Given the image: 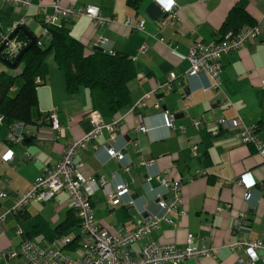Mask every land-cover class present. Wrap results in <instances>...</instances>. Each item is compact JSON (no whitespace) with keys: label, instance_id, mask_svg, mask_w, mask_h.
I'll return each mask as SVG.
<instances>
[{"label":"crops","instance_id":"0c3cea01","mask_svg":"<svg viewBox=\"0 0 264 264\" xmlns=\"http://www.w3.org/2000/svg\"><path fill=\"white\" fill-rule=\"evenodd\" d=\"M56 1L73 10L99 7L111 22L97 26L88 17H77L71 20V36L85 46L88 54L96 52L97 39L106 37L111 51L129 56L135 69V77L129 83L131 107L114 118L118 121L116 139L111 141L110 132L105 130L75 159L84 164L86 177L112 186L122 182L129 189L130 194L117 207L108 205L102 191L95 192L91 200L98 225L118 235L122 230H132L138 219L150 221L165 217L159 198H170V193L155 179L170 171V180L181 190L182 213L171 217V223L161 222L157 230L132 245L130 250L137 252L150 241L184 249L191 237L195 247L216 246L221 248V254L216 261L201 258L187 264L248 262L246 250L232 253L227 245L240 240L264 242V159L254 145L244 144L234 130L215 137L207 128L194 127L193 120L206 124L216 119L240 118L244 126L255 129L259 143L264 145V0H244L261 36L239 51L222 56L220 91L209 89L211 83L204 74L186 78L191 68L187 56L194 43L212 46L221 40L219 30L230 10L241 0H144L138 12L127 6L126 0H31L32 5L22 9L13 4H0L2 35L10 36L15 26L25 21L24 27L46 42L39 12L42 8L51 16L52 4ZM170 2L178 7L177 26L170 24L171 17L164 12V6ZM142 21L145 29L141 31L139 23ZM145 45L147 49L141 54ZM49 65V78L37 89L38 106L33 116H44L57 109L64 134L59 135L40 122V126L31 125L28 127L31 136L9 145L14 159L5 163L3 145L9 130L0 121V218L6 216L1 226L0 253L16 249L25 239L47 248L70 235L80 238V226L53 242L42 236L32 237L39 217L52 229L67 221L73 208L65 193L49 202L31 201L18 215L10 213L14 200L41 178L44 168L56 166L64 149L93 129L86 117L94 111L90 92L81 90L69 95L64 76L53 59ZM8 70L0 61V73ZM172 74L176 77L172 89H158ZM22 85L21 80L17 81L11 96H16ZM153 91L156 94L145 107L133 113V105ZM187 95L190 101L185 103ZM223 99H227L230 106L225 105ZM166 113L174 116L172 128L165 125ZM104 121L109 125L113 123V119ZM193 147L197 149L195 154ZM108 148L124 153L125 159L110 158ZM126 166H129L128 171ZM248 192L251 198L246 200ZM2 194L7 195L6 200L1 198ZM241 215L246 217L245 227L239 226ZM17 226L21 228L20 234ZM79 246L80 240L76 249L64 247L63 253L75 259ZM258 255L256 264H264V253L259 251ZM0 264H24V261H0Z\"/></svg>","mask_w":264,"mask_h":264},{"label":"built area","instance_id":"2783aa9c","mask_svg":"<svg viewBox=\"0 0 264 264\" xmlns=\"http://www.w3.org/2000/svg\"><path fill=\"white\" fill-rule=\"evenodd\" d=\"M0 4H13L17 9L29 8L32 5L31 0H0ZM53 14L48 16L45 9H40L39 17L43 19L46 25L43 27V36L46 42L50 41V34L48 26H60L64 20H73L77 17H88L92 19L97 26L108 24L111 22L102 15L99 7L88 6L73 10L69 7H63L58 1L52 4ZM164 12L171 17L170 24L177 26L179 24L178 7L175 2H170L164 6ZM25 26V21L18 23L14 30L18 27ZM145 29V22L139 23V30ZM261 36V30L258 25L244 27L236 35L228 34L216 44L212 46L204 45L203 43H194L187 56L191 64L190 70L186 73V78L197 77L204 74L210 80V90L220 91V73L222 71V56L242 49L249 41L258 39ZM46 42L38 41V45L42 47ZM4 46L3 55L10 61H14L20 52L27 46L24 41L9 36L1 35L0 47ZM95 47H101L105 52L112 54L110 48V41L106 37H100L95 42ZM147 46H143L141 54H144ZM176 77L172 74L168 82L159 85L158 89L169 91L172 89V84ZM264 86V85H263ZM152 92L143 96L131 108L133 113H138L139 110L145 107L146 103L150 101ZM190 96H185L184 102L188 103ZM225 105L230 106L227 99H223ZM158 108L159 105L157 104ZM186 110L188 107L185 108ZM93 125L92 132L85 135L82 139L73 141L67 146L63 153L61 160L56 166H47L43 170L41 178H39L27 191L19 198L14 200L10 213L18 215L29 205L31 201L35 202H49L61 193L68 195V202L76 211L80 220V250L77 258L71 257L63 253V248L70 245L75 236H67L55 242L52 246L42 248L25 239L21 245L16 249H10L0 253V261H14L22 260L24 264H187L190 260H198L201 258H210L219 260L221 248L216 246H203L197 248L194 246V240L189 237L187 246L184 249H178L174 245H163L155 241H150L141 246L137 252H132L130 247L134 244L140 243L145 237L149 236L154 230H157L161 222L171 223L170 218L182 213L181 190L180 187L170 180V171H166L165 175L156 177L155 181L160 182L163 187L170 193V198H159V205L165 212V217L156 220L145 221L138 219L132 230L122 232L118 235L112 234L107 229L102 228L96 221L95 211L92 205V196L96 191H102L105 195L108 205L117 207L122 204V199L130 194L129 189L125 183H118L112 186L109 183L102 181L97 183L95 179L86 177L83 173L84 164L76 162L75 159L81 151L88 145H91L95 140L103 134L105 130L110 132L111 141L116 139L115 130L118 131V121L113 120L112 124H106L102 116L97 111H92L87 114ZM0 121L2 118L0 117ZM165 125L168 128L173 127L174 116L164 115ZM41 124H47L53 131H57L59 135L64 134L62 125L58 118V110L54 109L47 115L42 116ZM193 126L198 129L207 128L211 135L218 136L222 132L234 130L238 138L247 145H254L258 150L259 155L264 159V145H261L256 137L254 128H247L242 124L240 118H235L231 121L223 119H216L210 123L194 119ZM140 132L144 131L143 126L139 128ZM32 135V131L23 125H15L8 135L6 142L3 145L5 154L2 159L5 163H10L14 159L13 151L9 145L23 142L25 138ZM197 149L193 147L195 154ZM107 153L110 158L123 161L125 154L118 152L113 148H108ZM27 157L31 158L29 154ZM129 170V166L125 167ZM153 181V179H149ZM1 198L6 200L7 195L2 194ZM251 198V194H246V200ZM6 216L0 218V233L1 226L4 224ZM247 220L245 215H241L239 226L245 227ZM17 233H21L20 226L16 227ZM227 248L232 253H237L240 250H246L249 261L243 262L239 260L240 264H256L259 260L258 252L264 253V242H250L246 240L237 241L234 244L227 245ZM264 261V255L262 257Z\"/></svg>","mask_w":264,"mask_h":264},{"label":"trees","instance_id":"16d2710c","mask_svg":"<svg viewBox=\"0 0 264 264\" xmlns=\"http://www.w3.org/2000/svg\"><path fill=\"white\" fill-rule=\"evenodd\" d=\"M143 2L144 0H126L127 6L135 12H138ZM41 22L45 27L43 19ZM70 25L71 20H63L60 26H48L50 41L40 47L39 38L36 37L35 45L23 56L19 65L14 69L8 68V72L0 73V117L9 133L15 125H23L27 129L31 125L40 126L39 122L43 115L36 118L33 113L38 106L37 89L49 78L50 58L63 74L68 94L73 96L81 90H88L94 111H97L103 120H114L119 112L131 107L129 83L135 77L132 59L113 51L112 54L109 52L88 54L85 46L71 36ZM254 25L256 22L248 14L245 1L241 0L228 13L219 34L222 39L228 34L236 35L245 26ZM1 35L0 29V37ZM14 37L27 45L30 42L22 31L16 33ZM1 55L5 56L3 53ZM19 80L23 85L13 97L11 91ZM80 225L74 209L68 214L67 221L55 229L50 228L48 223L39 217L32 237L42 236L45 240L53 242L70 234ZM78 245L79 239L76 238L67 248L74 250Z\"/></svg>","mask_w":264,"mask_h":264},{"label":"water","instance_id":"95a60500","mask_svg":"<svg viewBox=\"0 0 264 264\" xmlns=\"http://www.w3.org/2000/svg\"><path fill=\"white\" fill-rule=\"evenodd\" d=\"M19 31H22L23 33H25V35L28 37L29 39V44L20 52V54L18 55V57L12 62L10 61L7 57L2 56L1 53L4 49V46L0 47V61L6 65L9 69H14L16 68L19 63L21 62V59L23 58V56L35 45L36 43V37L25 27H19L17 28L9 37V39H13V37L16 35V33H18ZM94 51L99 52V53H105V50L101 47H94Z\"/></svg>","mask_w":264,"mask_h":264},{"label":"clouds","instance_id":"9594fccd","mask_svg":"<svg viewBox=\"0 0 264 264\" xmlns=\"http://www.w3.org/2000/svg\"><path fill=\"white\" fill-rule=\"evenodd\" d=\"M23 27H24V26H23ZM18 28H19V27H18ZM15 30H16V29H15ZM15 30H13V32H14ZM13 32H12V33H13ZM9 37H10V36H9ZM13 38H14V37H13ZM12 62H13V61H12Z\"/></svg>","mask_w":264,"mask_h":264},{"label":"rangeland","instance_id":"374dc122","mask_svg":"<svg viewBox=\"0 0 264 264\" xmlns=\"http://www.w3.org/2000/svg\"><path fill=\"white\" fill-rule=\"evenodd\" d=\"M51 59H52V58H50V60H49V61H51ZM65 194H66V193H65ZM66 195H67V194H66ZM67 197H68V195H67Z\"/></svg>","mask_w":264,"mask_h":264}]
</instances>
